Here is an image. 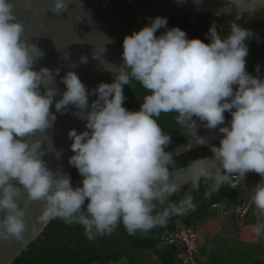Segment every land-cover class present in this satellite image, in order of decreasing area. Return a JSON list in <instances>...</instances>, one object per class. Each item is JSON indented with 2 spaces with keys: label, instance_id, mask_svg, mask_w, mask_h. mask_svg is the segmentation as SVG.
<instances>
[{
  "label": "clouds",
  "instance_id": "obj_1",
  "mask_svg": "<svg viewBox=\"0 0 264 264\" xmlns=\"http://www.w3.org/2000/svg\"><path fill=\"white\" fill-rule=\"evenodd\" d=\"M24 2L31 7V0ZM50 3V10L60 15L70 0ZM13 9L14 0H0V241L23 243L26 232L55 218L81 225L89 241L110 235L119 223L130 235L147 234L172 216L194 210L191 193L202 182L210 197L224 185L235 188L233 179L241 181L249 172L261 177L250 189L257 213L250 231L264 235V76L258 67L255 76L246 70L250 29L234 19L222 36L213 24L205 43L188 38L179 27L167 28V19L157 16L125 35L121 65L105 64L114 75L111 83L88 90L69 70L61 78L66 90L55 110L66 112L71 105L73 114L85 121L84 131L67 133L74 153L69 164L82 177V184L73 187L69 174L47 166L43 140L34 138L43 136L57 118L50 109L59 69L55 74L47 67L34 69L43 52L24 35ZM262 9L264 0H230L221 11L239 19ZM161 28L165 31L156 35ZM132 80L147 90L139 110L123 106V86ZM89 95L97 98L89 103ZM226 111L232 117L227 125ZM161 113H176L181 132L197 144L207 140L197 135L194 117L208 129L219 126L223 136L218 146L210 145L212 156L177 168L166 151L171 137L157 121ZM186 185L190 189L178 201L170 199ZM32 202L41 204L29 228ZM241 208L242 217L248 206Z\"/></svg>",
  "mask_w": 264,
  "mask_h": 264
},
{
  "label": "water",
  "instance_id": "obj_2",
  "mask_svg": "<svg viewBox=\"0 0 264 264\" xmlns=\"http://www.w3.org/2000/svg\"><path fill=\"white\" fill-rule=\"evenodd\" d=\"M229 2L230 0H199V2L197 0H70L68 9L56 15L50 10V0H31L30 8L25 6L24 0H14L13 10L16 18L24 25V35L43 52V56L33 65L34 69L39 71L41 67H47L54 74L59 69V73L55 75V87L58 92L53 98L50 109L57 118L43 136L37 134L34 137L43 140L42 148L45 151L43 159L47 166L53 172L60 171L70 175L73 166L69 164V157L74 153L70 147L72 140L67 133L70 129H75L78 133L85 130V121L73 114L76 111L73 106L69 105L66 112L55 110V101L60 99L63 91L66 90L61 78L69 70L79 76L88 90H94L101 82L111 83L114 75L107 70L105 64L123 63L122 41L125 35L141 29L150 22L149 18L165 17L167 24H170L172 20L184 16L205 15L209 22L217 27V22L222 17L232 16L235 20L240 19L235 17L234 12L233 15H227L221 11L229 6ZM262 11L264 9L245 15L253 18ZM81 57H86L87 62L81 63ZM72 64L76 67L71 68ZM41 91L43 92V86ZM96 98V95H89V103ZM231 118L230 116L225 119V125ZM218 129L219 126L216 129L197 133L206 138V144H197L189 137L166 151L172 153L175 158L191 150L219 142L223 134ZM211 156L212 153L207 155V157ZM71 184L73 187L80 186L82 178L71 179ZM40 204L41 202H32L29 205V215L26 216L29 228L40 210ZM21 206H23V197H21ZM253 211L256 220L254 204ZM49 223L50 221L35 231L30 230V233L26 232L23 243L15 239L11 242L0 241V264H12ZM176 223L177 230L187 228L184 227L182 218L177 219ZM260 239L264 249V235L260 236Z\"/></svg>",
  "mask_w": 264,
  "mask_h": 264
},
{
  "label": "trees",
  "instance_id": "obj_3",
  "mask_svg": "<svg viewBox=\"0 0 264 264\" xmlns=\"http://www.w3.org/2000/svg\"><path fill=\"white\" fill-rule=\"evenodd\" d=\"M232 20H234L232 16L220 18L216 27L218 34L226 35L230 30L229 22ZM236 22L252 32L251 37L246 41L248 45V55L245 57L247 72L254 76L258 75L256 71L258 67L259 75L264 76V11L255 14L253 18L245 15ZM173 26L184 30L188 38H199L205 43L210 42L208 32L212 24L205 15L174 19L166 27ZM164 31L165 29L161 28L156 35H160ZM123 91L126 97L123 106L128 110H139L147 90L139 82L132 80L130 85L123 86ZM176 115V113H161L157 118L163 131L171 137L166 150L189 138L181 132L180 126L175 120ZM224 115L225 119L231 116L227 111ZM194 119L198 123L197 133L208 129L198 118L194 117ZM210 145L218 146L219 142L173 158L176 161V167H182L187 165L190 160L211 154ZM70 177L71 179L82 178L74 166ZM251 177L257 183L261 181L258 173L252 174ZM232 183L235 188L231 185H224L209 197L205 195L206 186L202 182L199 190L191 193L195 203L194 210L183 216H172L165 226L155 227L147 234L137 232L135 235H130L124 225L119 223L110 235L98 236L89 241L81 225L66 224L59 218L52 219L43 232L14 259L12 264H179L176 254L180 246L177 242H167L165 235L177 230L176 220L180 218H182L184 227L195 229L198 224L216 214L217 206L223 205L231 199L238 197L240 207H242L246 203L245 193L248 190V185L235 178ZM189 189L190 186L186 185L180 193L170 199L178 201ZM244 218L241 227L247 235L246 242L251 245L252 253L246 263L250 264V260H252L253 264H264V249L261 239L250 231L251 225L256 222L253 203L248 206L246 213L242 216V219ZM238 252L237 249L234 253ZM234 253L231 259L240 260V257L235 256ZM247 256L244 254L243 258L246 259ZM224 258L226 259L225 255L219 252L213 253L209 256L206 264H224Z\"/></svg>",
  "mask_w": 264,
  "mask_h": 264
},
{
  "label": "crops",
  "instance_id": "obj_4",
  "mask_svg": "<svg viewBox=\"0 0 264 264\" xmlns=\"http://www.w3.org/2000/svg\"><path fill=\"white\" fill-rule=\"evenodd\" d=\"M245 199L246 203L243 206H249L252 203L250 186L245 193ZM239 202L240 200L237 197L229 200L223 205L217 206L216 214L214 216L209 217L195 227L202 252V264H206L211 254H216L217 252L220 254L224 253L222 250L219 251L217 249L219 243L221 245L223 242L227 245V253L230 252L233 254L238 249L239 252L234 254L235 256L240 257V260L232 259L230 261L231 257H233L232 254L230 258L228 255H225L226 259L224 258V264H247L246 262L249 261L247 259L250 255L252 256L250 250L251 245L247 244V235L241 227L245 218L242 219L239 215V209L241 208ZM198 228L200 232L198 231ZM201 238L204 239L201 240ZM244 254L248 255L246 259L243 258ZM233 260L234 262H232Z\"/></svg>",
  "mask_w": 264,
  "mask_h": 264
},
{
  "label": "built area",
  "instance_id": "obj_5",
  "mask_svg": "<svg viewBox=\"0 0 264 264\" xmlns=\"http://www.w3.org/2000/svg\"><path fill=\"white\" fill-rule=\"evenodd\" d=\"M246 208H241L244 213ZM167 242H177L180 246L176 254L179 264H201L202 252L198 234L195 229L189 227L180 229L165 235Z\"/></svg>",
  "mask_w": 264,
  "mask_h": 264
},
{
  "label": "rangeland",
  "instance_id": "obj_6",
  "mask_svg": "<svg viewBox=\"0 0 264 264\" xmlns=\"http://www.w3.org/2000/svg\"><path fill=\"white\" fill-rule=\"evenodd\" d=\"M252 174H255V172H249V173H247L246 175H245V177L241 180L242 182H244V183H246L247 185H249L250 186V189H252L256 184H257V182L251 177L252 176ZM238 181H240L239 179H237ZM249 186H248V188H249ZM214 224V223H213ZM198 231H199V228H198ZM200 232V231H199ZM204 238H201V240H203ZM226 246L227 245H225V243L223 242L221 245H220V243H219V245H218V250L219 251H223L224 253V255H228L229 256V258L231 257V254L232 253H230V252H228L227 253V250H226ZM232 260V259H231ZM230 260V261H231ZM251 261V263L250 264H253V262L254 261H252V260H250ZM235 262L237 263V261L235 260Z\"/></svg>",
  "mask_w": 264,
  "mask_h": 264
}]
</instances>
